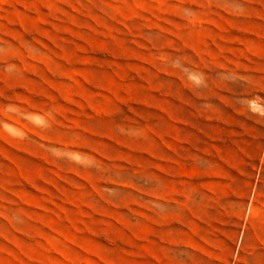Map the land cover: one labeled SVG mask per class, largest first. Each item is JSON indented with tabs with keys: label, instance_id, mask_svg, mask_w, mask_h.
Segmentation results:
<instances>
[{
	"label": "rangeland",
	"instance_id": "1",
	"mask_svg": "<svg viewBox=\"0 0 264 264\" xmlns=\"http://www.w3.org/2000/svg\"><path fill=\"white\" fill-rule=\"evenodd\" d=\"M0 264H264V0H0Z\"/></svg>",
	"mask_w": 264,
	"mask_h": 264
}]
</instances>
